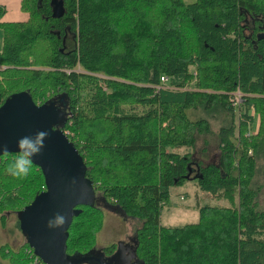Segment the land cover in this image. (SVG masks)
<instances>
[{
  "label": "trees",
  "instance_id": "1",
  "mask_svg": "<svg viewBox=\"0 0 264 264\" xmlns=\"http://www.w3.org/2000/svg\"><path fill=\"white\" fill-rule=\"evenodd\" d=\"M49 1L20 0L27 18L12 21L0 4V104L21 90L38 104L65 101L57 125L95 191L141 222L138 264H264V0H64L57 18ZM188 110L210 114L217 131ZM210 133L218 160L202 163L192 150ZM18 154L0 155L1 226L45 186L35 164L26 178L6 172ZM187 180L228 205L200 203L196 221L163 225L172 187ZM76 208L66 254L111 257L116 242L96 241L102 209ZM0 256L44 264L25 239Z\"/></svg>",
  "mask_w": 264,
  "mask_h": 264
},
{
  "label": "water",
  "instance_id": "2",
  "mask_svg": "<svg viewBox=\"0 0 264 264\" xmlns=\"http://www.w3.org/2000/svg\"><path fill=\"white\" fill-rule=\"evenodd\" d=\"M63 2L49 1L51 17L57 18L64 13ZM65 110V101L62 106L55 105L53 101L38 104L26 90L10 94L0 104V147H6L7 152H19L18 141L22 137L48 133L40 154L32 157L33 164L43 174L44 189L17 214L19 228L32 253L44 264H79L92 257L70 258L65 250L68 227L79 212L76 207L92 204L95 194L94 186L86 176L82 156L57 125L64 122ZM187 167L185 178L191 174V168ZM106 205L123 213L117 206ZM57 218H62L63 222L58 224Z\"/></svg>",
  "mask_w": 264,
  "mask_h": 264
},
{
  "label": "rangeland",
  "instance_id": "3",
  "mask_svg": "<svg viewBox=\"0 0 264 264\" xmlns=\"http://www.w3.org/2000/svg\"><path fill=\"white\" fill-rule=\"evenodd\" d=\"M185 2H191L192 0H184ZM24 15V11L17 12L9 10L3 15L4 20L15 19L13 14ZM23 18V20H25ZM1 29H0V47H1ZM188 110L187 114L190 118L194 119V116H203L208 118L211 123V128L214 132L217 131L219 122L216 119L211 118L210 114L205 112H193ZM208 140L204 144V140ZM219 151L217 147V139L213 133L205 136H198L194 149L192 150V157L202 163L217 162ZM92 202L102 209L104 223L102 228L97 234V246H106L112 242H116L117 248L111 257H105V260H115L118 264H123V261L128 260L127 264H135L136 257L133 254H129L126 259L122 247H133L135 243V230L140 226V220L132 217L125 216L120 211L112 210L107 207L102 195L99 191H95L92 198ZM200 203H208L211 205L227 206L228 202L223 198H217L216 196L199 192L194 184V181L187 180L181 185L172 187L171 194L168 203L163 207L160 215V221L163 225H182L187 222H194L197 219V212L195 206ZM258 206L264 210V186L258 195ZM17 214L14 212L7 213L6 225H0V246L2 244H8L9 246L16 248L24 241V235L20 228L16 225ZM76 258L71 256L70 258ZM87 264H99L91 259L85 260ZM8 261H3L0 256V264H8Z\"/></svg>",
  "mask_w": 264,
  "mask_h": 264
},
{
  "label": "clouds",
  "instance_id": "4",
  "mask_svg": "<svg viewBox=\"0 0 264 264\" xmlns=\"http://www.w3.org/2000/svg\"><path fill=\"white\" fill-rule=\"evenodd\" d=\"M48 133L38 132L35 137H22L18 141L19 154L16 159L7 166L6 172L17 179L26 178L32 168V157L39 155L43 148V141ZM0 151L7 154L6 147H0ZM62 218H57V223H62Z\"/></svg>",
  "mask_w": 264,
  "mask_h": 264
},
{
  "label": "flooded vegetation",
  "instance_id": "5",
  "mask_svg": "<svg viewBox=\"0 0 264 264\" xmlns=\"http://www.w3.org/2000/svg\"><path fill=\"white\" fill-rule=\"evenodd\" d=\"M191 174H193V173L191 172ZM133 247H134V245H133ZM133 247H131V246L130 247H127V246L122 247V252H124L126 259L128 258L129 254L130 255L134 254ZM90 256H92L90 258L91 260H93L99 264H108L109 262H111V264H118L115 260H111V261L105 260V255H104V253H102V250L100 248H96L93 252H91ZM122 263L127 264L128 260L123 261ZM135 264H138L137 259L135 260Z\"/></svg>",
  "mask_w": 264,
  "mask_h": 264
},
{
  "label": "crops",
  "instance_id": "6",
  "mask_svg": "<svg viewBox=\"0 0 264 264\" xmlns=\"http://www.w3.org/2000/svg\"><path fill=\"white\" fill-rule=\"evenodd\" d=\"M0 4L4 5L6 7V12H8L9 10L17 11V12L23 11L20 8V0H0ZM5 13H4V15H5ZM25 14H26V18H27V13L25 12ZM13 16L17 17L13 20H23V18H24V15H19V14H13ZM2 19H3V17H2ZM7 21H12V19H8Z\"/></svg>",
  "mask_w": 264,
  "mask_h": 264
},
{
  "label": "built area",
  "instance_id": "7",
  "mask_svg": "<svg viewBox=\"0 0 264 264\" xmlns=\"http://www.w3.org/2000/svg\"><path fill=\"white\" fill-rule=\"evenodd\" d=\"M161 79H162V80H165V78H164V77H162ZM237 95H239V94H237ZM236 99H237V98H236Z\"/></svg>",
  "mask_w": 264,
  "mask_h": 264
}]
</instances>
